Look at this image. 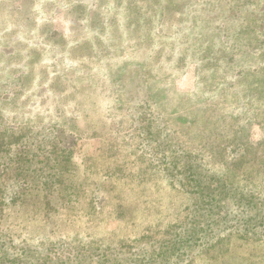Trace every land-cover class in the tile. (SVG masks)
Wrapping results in <instances>:
<instances>
[{"label":"rangeland","instance_id":"obj_1","mask_svg":"<svg viewBox=\"0 0 264 264\" xmlns=\"http://www.w3.org/2000/svg\"><path fill=\"white\" fill-rule=\"evenodd\" d=\"M187 1L0 0V264H42L51 245L69 251L65 264H148L145 248L164 239L177 252L189 199L159 167L185 153L264 195V101L243 100L244 81L231 101L201 104L211 76L171 28ZM127 4L141 10L136 35ZM233 33L230 50L246 39ZM27 184L36 207L2 210ZM195 248L175 264H264L262 239Z\"/></svg>","mask_w":264,"mask_h":264},{"label":"trees","instance_id":"obj_2","mask_svg":"<svg viewBox=\"0 0 264 264\" xmlns=\"http://www.w3.org/2000/svg\"><path fill=\"white\" fill-rule=\"evenodd\" d=\"M135 1L132 0V6ZM132 6L131 4L126 6L131 9L129 13L133 11L127 22L132 23L130 32L136 35L141 32L142 14L139 6L136 8ZM259 20L264 21L262 0L259 2L255 0H188L186 2L181 20L175 21L171 28L173 29L174 26L176 36L183 41L180 43L188 45L191 53L190 60L196 63L202 72L208 70L209 73H205L207 77L211 76L206 83V88L217 97L210 98V93L201 86L199 90L207 96L201 104L213 103L212 100L207 99L218 100L220 93L225 96L222 99L223 102L227 100V94L230 93L231 101L238 96L236 86L244 81L247 84L245 85L246 92L242 94L244 95L243 100L250 103L254 100L264 101V47L258 51L257 44H255L258 42L256 37L259 36L257 29ZM101 29H104V26ZM232 29L234 30L232 35L236 38H244L246 35V39L238 48L230 50L227 44ZM168 36H170L169 32ZM237 51H243V53L240 58L235 59L233 56ZM231 61H234L235 68L241 71L238 76L240 80L236 82H230L233 79L232 76L224 78V73L226 69H229L227 66L231 65ZM254 61L257 62V67L261 65L252 70L250 74L244 64ZM233 71L234 69L229 75H232ZM142 86L144 87V82L140 85ZM185 154L171 161L170 167H159V171H163L170 178V182L177 184L189 199V212L184 224L182 223L183 226L181 224L183 227L182 240L176 247L178 251L168 255H165V239L151 241L143 255L149 262L148 264H175L174 258L182 255H185L183 257L185 258L189 250H192V255H194L193 249H197L195 248L197 245L199 249L196 250V254L199 255L214 246L228 243L234 236L247 241L264 240V195L250 188L232 185L228 179L226 180L206 162ZM61 162H64V158L56 162L58 167H61ZM159 171L156 173L160 175ZM25 186L14 192L12 199L14 195H17V200L4 205L2 210L14 206L17 209H26L29 213L33 207H36L35 200H38L36 197L40 194H36L37 189L32 188L31 185ZM199 240L204 242L199 245ZM53 246H48V251L45 252L47 256L44 257L42 264H65L66 259L70 260L69 251ZM119 247L124 246L119 245ZM92 255L91 253L90 256ZM61 256L63 260L56 261ZM82 259L85 257L76 255V259L71 260L76 261L77 264L81 262L83 264ZM118 260L120 258L108 254H98L96 257V263L99 261V264H104V262L115 264Z\"/></svg>","mask_w":264,"mask_h":264}]
</instances>
